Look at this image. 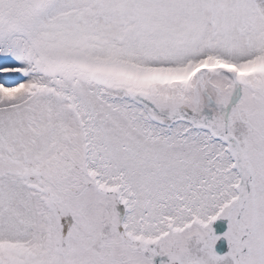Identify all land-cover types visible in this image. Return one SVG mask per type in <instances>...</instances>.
<instances>
[{
	"label": "snow or ice",
	"instance_id": "6c2138e0",
	"mask_svg": "<svg viewBox=\"0 0 264 264\" xmlns=\"http://www.w3.org/2000/svg\"><path fill=\"white\" fill-rule=\"evenodd\" d=\"M0 264H264V0H0Z\"/></svg>",
	"mask_w": 264,
	"mask_h": 264
}]
</instances>
